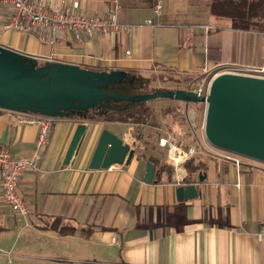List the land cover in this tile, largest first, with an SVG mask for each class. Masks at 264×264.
<instances>
[{"label": "crops", "instance_id": "obj_1", "mask_svg": "<svg viewBox=\"0 0 264 264\" xmlns=\"http://www.w3.org/2000/svg\"><path fill=\"white\" fill-rule=\"evenodd\" d=\"M45 3L53 11L83 15L116 12L132 29L105 38L63 33L43 43L37 34L4 30L8 12L0 6V45L32 57L38 67L59 63L121 72L147 81L143 91L151 93L206 79L203 67L210 73L224 65L264 66V32L232 29L230 18H216L210 6L189 15L162 11L157 17L156 0ZM176 102L152 101L162 120L157 126L56 116L47 144L37 151L38 128L0 108V146L17 159L38 157L37 170H26L18 184L30 226L5 205L0 180V264H264V243L258 239L264 232V168L252 163L237 168L206 145L190 160L193 168L202 165L200 170L188 173L183 165L171 172L160 167L162 148L144 143L169 132L166 121L175 119ZM151 114L155 117L156 110ZM82 123L88 125L84 139L64 165ZM103 129L135 147L129 165L88 169ZM146 163L154 166L152 183L143 180ZM182 185H195L198 196L178 200ZM112 238L121 246L112 245Z\"/></svg>", "mask_w": 264, "mask_h": 264}, {"label": "water", "instance_id": "obj_2", "mask_svg": "<svg viewBox=\"0 0 264 264\" xmlns=\"http://www.w3.org/2000/svg\"><path fill=\"white\" fill-rule=\"evenodd\" d=\"M121 72L99 73L74 65L38 67L34 59L0 46V108L16 113H39L56 117L94 109L109 101L146 103L169 99L205 104L204 134L214 149L264 164V78L223 72L210 81L207 95L193 91L164 90L134 96L107 91L126 80ZM87 124H79L69 144L64 165H69L84 139ZM108 129L99 135L88 169L129 165L135 147ZM154 166L145 165L144 182L152 183ZM198 196L195 185L176 189V198L186 201Z\"/></svg>", "mask_w": 264, "mask_h": 264}, {"label": "built area", "instance_id": "obj_3", "mask_svg": "<svg viewBox=\"0 0 264 264\" xmlns=\"http://www.w3.org/2000/svg\"><path fill=\"white\" fill-rule=\"evenodd\" d=\"M0 6L8 12V20L3 25L4 30L12 29L23 33L37 34L38 38L43 43H47L63 33L84 35L88 38H105L112 33H124L132 29L131 26H127L120 22L116 12L101 16L77 14L67 10L53 11L46 5L45 0H0ZM73 7L76 8V4H74ZM161 11L162 2L158 0L154 13L159 17ZM146 24L151 25L152 21L148 20ZM208 29L209 28H206V30ZM125 55H129V52L126 51ZM226 68L230 71L238 70L237 67L234 66ZM240 70L247 72L248 75L264 78V66L248 67ZM202 73L207 75L210 74L206 67H203ZM192 91L198 97H204L207 95L208 88L205 89L204 85H201ZM19 114L20 123L31 124L38 128L36 151L39 150V148L47 144L50 129L55 118L39 113L27 112ZM123 139L126 141V137H123ZM159 146H167L165 160L174 170L189 162L198 152V149L193 145L185 147L179 146L178 144L167 145L166 139L164 138L159 139ZM214 150L217 152V157L220 160L230 162L237 168L244 165L243 161L246 158L229 152L217 149ZM37 159L38 157L36 154L32 158H14L11 156L7 147L0 146L1 196L5 205L10 208L15 216L22 220L25 227L30 226L26 221L29 209L18 193V184L22 174L26 170H37ZM258 239L264 243V232L258 234ZM111 244L117 247L121 246L117 238H112Z\"/></svg>", "mask_w": 264, "mask_h": 264}, {"label": "rangeland", "instance_id": "obj_4", "mask_svg": "<svg viewBox=\"0 0 264 264\" xmlns=\"http://www.w3.org/2000/svg\"><path fill=\"white\" fill-rule=\"evenodd\" d=\"M161 2H162V11L169 12V13L173 11H176V12L181 11L182 15H185V14L189 15L190 12L194 13V11L196 10L198 12L199 11L203 12L206 10L207 8L206 6H210L209 8L214 10L213 13L216 16V18L224 16L225 19L226 18L231 19L232 16L235 14L234 0H161ZM216 21H215V24H218V23L226 24L227 23L226 21H223V20H216ZM210 31L214 32V30L212 29ZM258 33H262V32H258ZM229 66H234V65H224V66L216 67L215 69L210 71V74L207 75L206 79L204 78L205 80L202 79L200 81V79H198V82L197 83L193 82V84L188 83L187 81L186 83H182L184 86H182L183 88L179 90L192 91L193 89L201 85L202 86L204 85V88L207 89L213 77L223 72H233L236 74L248 75L247 72L240 70V69L248 68V66L246 67L234 66V67H237L238 69L235 71L227 70L226 67H229ZM143 94H146V92H143ZM164 100H169V99H164ZM152 101L153 100L145 103L146 114H148L146 119L148 121L147 124L151 126H157L159 122L160 124H162V120H159V115H160V112L158 111L159 108L152 106L154 105ZM176 103H177L176 105L178 106L176 109L173 110L175 112V116H174L175 119L172 121L170 118V120L166 121L167 127H169V132L166 134L161 133L162 137L156 134L154 139H144L145 141L144 143L152 145L153 147H156V148L157 147L160 149L162 148L160 153L164 157L166 156L167 146H164V147L159 146L160 138L166 137L164 139H166L167 145L178 144L179 146H184V147L193 145L198 150L199 149L202 150L204 149V146L209 145L205 138V134H204V116H205V108H206L205 104H202V103L194 104V103H185V102H176ZM154 110H156V115L155 117L154 116L152 117L151 113ZM246 159H244L243 161L245 164L251 165L252 163L253 165H259L261 168H264L263 163L259 162L261 164L260 165L258 162H254L253 160H250V159L246 160ZM162 166H164V169L167 171L172 172L174 170L171 166H169L166 163L165 159L162 161V164L160 167L163 168Z\"/></svg>", "mask_w": 264, "mask_h": 264}, {"label": "trees", "instance_id": "obj_5", "mask_svg": "<svg viewBox=\"0 0 264 264\" xmlns=\"http://www.w3.org/2000/svg\"><path fill=\"white\" fill-rule=\"evenodd\" d=\"M235 14L232 16L231 28L242 31L264 32V0H234ZM147 81L139 77L127 76L126 80L116 84L107 91L123 95L143 94ZM145 103H126L123 101H109L106 104H99L94 109L88 111H78L71 118H76L82 122L98 121L101 123H121L125 125H135L142 127L148 123ZM148 162L154 163L150 158ZM202 165L192 167V161L184 164L188 173L200 170ZM162 170L164 166H162Z\"/></svg>", "mask_w": 264, "mask_h": 264}]
</instances>
